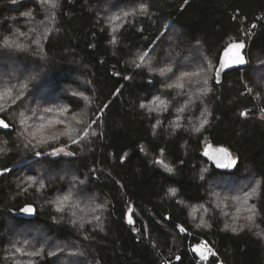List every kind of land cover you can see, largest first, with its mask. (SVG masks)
Here are the masks:
<instances>
[{"label":"trees","instance_id":"trees-1","mask_svg":"<svg viewBox=\"0 0 264 264\" xmlns=\"http://www.w3.org/2000/svg\"><path fill=\"white\" fill-rule=\"evenodd\" d=\"M235 41L248 65L217 85ZM168 66L203 85L176 94ZM0 118V264H264V0H0ZM205 142L235 164H209ZM74 187L79 209H60Z\"/></svg>","mask_w":264,"mask_h":264},{"label":"rangeland","instance_id":"rangeland-1","mask_svg":"<svg viewBox=\"0 0 264 264\" xmlns=\"http://www.w3.org/2000/svg\"><path fill=\"white\" fill-rule=\"evenodd\" d=\"M115 11H116V14L111 15V17L109 18L110 19L109 21L111 23L113 22V25L116 24L115 26H119L121 24H124V23L130 21L137 13L140 12V9L138 7H134V8H131V9H126V10H121V9L118 10V9H116ZM110 26H112V24ZM195 54L196 53H192L191 55L188 54L187 59L183 58V60H182V58H181L179 60L180 61L182 60V62H178V63L181 64L180 66H184V65L190 64V61L192 60V58L195 57L194 56ZM194 61H196V59H194ZM163 73L165 74V76H169V82H168V86L169 87L168 88L176 90L177 91L176 94H181V95L183 94L182 92L188 91V88L190 86H192V85L197 86V87L203 85L202 83L205 80V73H203V70H201V72H195L194 71V66L192 67V72L191 73L174 72L173 69H171L169 66H168L167 70H165ZM172 73L174 74L173 76H172ZM195 92L196 91H194V93ZM196 93H198V92H196ZM192 94L193 93H191L190 95H192ZM184 95H185V93H184ZM165 108L166 107H163L162 109H165ZM62 133H63V131H61V134ZM208 145L209 144L205 142L204 143V149ZM52 154H53L54 157H62V156L69 157V156H71L70 151L66 147L58 148V149L54 150L52 152ZM230 156H231V159H235L232 155H230ZM254 184H255L254 189L251 191L252 200H254L255 192H256V188H257L258 183L256 184V182H255ZM74 188L76 190L74 193H72L70 195H64V196H62V197H60L58 199L57 206L60 209L63 208L65 210H67V211L70 210L71 208L72 209H76V210L79 209V205H78L79 203L78 202L80 201L79 199L81 198V194H80L81 188H79V187H74ZM238 202H240V206L236 207V208H238L237 212H242L243 211L244 213H246V211H244L243 208H242L243 203H246V202H243V200H239ZM229 206L232 207L231 205H229ZM85 207H87V208H85L86 211H90V210L94 209L93 204H91L89 202L86 203ZM247 210H249L250 214H252L250 218H253L254 217L253 216L254 215L253 207H251L249 205V207H247ZM232 213H234V211ZM231 217H233V216H231ZM237 222H243V226H241V227H245V226L248 225L249 222L250 223L252 222V219H245V218L242 219L241 217H239L237 220H235V219L234 220H229L228 227H230L231 229L232 228H237L238 227L237 226ZM251 224H250V226H251ZM42 234H40L39 236L42 237L43 236ZM42 239H44V238H42ZM38 240H39V238H38ZM29 245L30 244H26V246H29ZM200 245L202 246V243H200ZM30 253L29 254H25V256H27V258H24V260L19 261V262L22 263V262L25 261V264H31V261H30L31 258H29V256L39 255V254L42 253V251L40 253H39V251H36V252H32L31 251ZM57 254H59L60 255L59 257L63 259L62 264H78L77 259L79 257H82L78 253H73V252H69V251L66 252V250L58 251L57 253H55L53 255L55 256ZM209 254H210V252H209Z\"/></svg>","mask_w":264,"mask_h":264},{"label":"water","instance_id":"water-1","mask_svg":"<svg viewBox=\"0 0 264 264\" xmlns=\"http://www.w3.org/2000/svg\"><path fill=\"white\" fill-rule=\"evenodd\" d=\"M242 44L243 47H237V45ZM247 44L244 41H235L229 43L224 50L221 52V55L219 57V61L214 73L215 77V83L217 85H221L223 77L226 73L235 70V69H245L248 65V61L246 58V52H247ZM240 58H243L245 61L244 63H238V60ZM0 120H2L0 118ZM4 123H6L3 120ZM7 124V123H6ZM8 125V124H7ZM11 128L8 126L7 128H4L0 126V130L8 131ZM203 157L206 159V161L214 166L218 170H225L231 168L236 162L235 159H231L230 153L227 149L223 147H215L208 145L203 152ZM222 165H224L222 167ZM25 208H31L32 212L31 214L25 213L24 211H21L18 216H24L25 214H28V216L33 217L34 216V209L30 206H26ZM128 220L130 221V216L128 215ZM193 252L196 254V256L199 258L200 261H207L209 258V251L205 248H203L200 244H195L192 248Z\"/></svg>","mask_w":264,"mask_h":264},{"label":"snow or ice","instance_id":"snow-or-ice-1","mask_svg":"<svg viewBox=\"0 0 264 264\" xmlns=\"http://www.w3.org/2000/svg\"><path fill=\"white\" fill-rule=\"evenodd\" d=\"M44 3H50V0H44ZM51 6L52 7H56V4L55 3H52L51 4ZM142 12L143 11H146V8L142 5L141 6V9H140ZM253 27H255V25H253ZM5 43L6 44H9V42L6 40L5 41ZM9 46H11L10 44H9ZM237 47H243V45L242 44H239V45H237ZM141 58V60H143V57H140ZM245 61L243 60V58H240L239 60H238V63H244ZM206 82V81H205ZM142 107H143V105H142ZM242 115H246V113H242ZM0 126H2V127H4V128H7L8 127V125L6 124V123H4L3 122V120H0ZM203 126V125H202ZM37 155H39V153L37 154ZM233 163H235V162H233ZM224 165H222V167H223ZM7 170V169H6ZM22 211H24L25 213H28V214H31V212H32V209L31 208H25V209H23Z\"/></svg>","mask_w":264,"mask_h":264},{"label":"built area","instance_id":"built-area-1","mask_svg":"<svg viewBox=\"0 0 264 264\" xmlns=\"http://www.w3.org/2000/svg\"><path fill=\"white\" fill-rule=\"evenodd\" d=\"M200 243H202L203 248L207 249L210 252L209 256L215 255V253H214L213 249L210 247V245H208L205 241H202ZM166 264H171V262H167ZM219 264H222V263H219Z\"/></svg>","mask_w":264,"mask_h":264}]
</instances>
